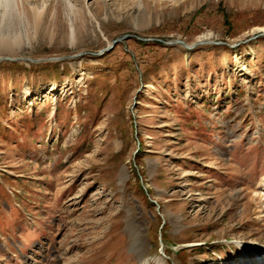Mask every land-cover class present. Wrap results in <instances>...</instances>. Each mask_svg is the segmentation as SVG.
<instances>
[{
    "label": "rangeland",
    "instance_id": "rangeland-1",
    "mask_svg": "<svg viewBox=\"0 0 264 264\" xmlns=\"http://www.w3.org/2000/svg\"><path fill=\"white\" fill-rule=\"evenodd\" d=\"M9 10L0 264L264 263V0Z\"/></svg>",
    "mask_w": 264,
    "mask_h": 264
},
{
    "label": "bare ground",
    "instance_id": "bare-ground-1",
    "mask_svg": "<svg viewBox=\"0 0 264 264\" xmlns=\"http://www.w3.org/2000/svg\"><path fill=\"white\" fill-rule=\"evenodd\" d=\"M0 5L5 8V11H8L10 6H11V0H0ZM11 9H13V8H11ZM36 17H37V15H36ZM39 17H40V15H39ZM262 32H264V30H262ZM17 42L18 41L15 42L11 38H9V36H4V37L0 36V51H9L10 52L11 50H14L16 45H17L16 44ZM129 222H130V220H129ZM131 223L132 222H130V224ZM131 230H132V236L134 237V245L138 249V252L140 253V261H141V263H143L145 256H144L143 250L141 249V246L143 245L141 230L138 227L131 228ZM245 263L246 262H244L243 264H245Z\"/></svg>",
    "mask_w": 264,
    "mask_h": 264
},
{
    "label": "water",
    "instance_id": "water-1",
    "mask_svg": "<svg viewBox=\"0 0 264 264\" xmlns=\"http://www.w3.org/2000/svg\"><path fill=\"white\" fill-rule=\"evenodd\" d=\"M259 35H264V32H261V33H259L257 36H259ZM124 37H121V38H119V39H116L115 41H114V44H116V43H118L119 41H121L122 39H123ZM144 40V39H143ZM177 42H180L179 40L178 41H173V42H169L170 44L171 43H177ZM183 43V42H182ZM199 43H204V42H198V44ZM185 44V43H184ZM186 45V44H185ZM56 59H60V58H56Z\"/></svg>",
    "mask_w": 264,
    "mask_h": 264
}]
</instances>
